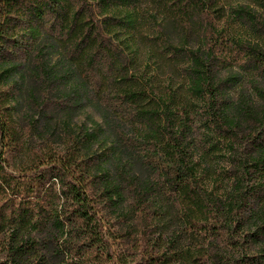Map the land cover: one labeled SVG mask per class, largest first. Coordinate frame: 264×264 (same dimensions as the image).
Segmentation results:
<instances>
[{"label":"trees","instance_id":"trees-1","mask_svg":"<svg viewBox=\"0 0 264 264\" xmlns=\"http://www.w3.org/2000/svg\"><path fill=\"white\" fill-rule=\"evenodd\" d=\"M247 1L0 0V264H95L100 204L130 221V264H264V0ZM141 45L173 70L159 91ZM86 104L103 125L80 137ZM59 129L109 154H42L34 135Z\"/></svg>","mask_w":264,"mask_h":264},{"label":"rangeland","instance_id":"rangeland-1","mask_svg":"<svg viewBox=\"0 0 264 264\" xmlns=\"http://www.w3.org/2000/svg\"><path fill=\"white\" fill-rule=\"evenodd\" d=\"M230 1L233 5H251L252 7H254L253 3L247 0ZM140 48H142V45L140 46ZM138 59L140 69L137 73L148 79V81L151 82L153 86H156L158 88V91L159 89H162L164 85H167L168 82H170V76H174V73L172 72L173 70L160 68V66L158 65L159 63H157L158 60L151 58L150 54H148V51L146 52L145 48L141 49ZM223 76H226V74H223ZM180 82L181 81L176 78L175 83L178 84ZM242 90H244L247 95H252L250 91L251 88L248 84L243 85ZM12 107L16 110L15 112L19 114L22 119L28 117L29 114H27V108L24 104H22V102L19 104L13 103ZM103 114L104 111H102L100 107L96 108L93 104H86V107L79 111L78 114H75L72 121L70 122L71 127L75 129L74 134L82 137L83 133L80 134V130L91 131L93 121L103 125ZM19 119L20 118H18V120ZM27 119L22 120V122L24 121L22 126L27 125V123H25ZM196 129L197 131L195 137L196 140L200 141V139H202L203 127L197 126ZM68 140L69 139L64 136V132L59 129L57 130L56 134H53L48 138H39L37 135H34L33 144L37 146L38 150L42 154H45L46 151L51 148H54L59 154H65L70 149H76L80 157H82V159H85L86 164L90 169L94 168V165H96L100 161L99 159H105V155L109 154L107 148L103 147L100 143L93 144V146H86V143L80 141L82 142V145L73 146V144H71ZM10 160L11 163L14 164L13 159ZM211 163L214 165V168H216L219 175L232 172V154L223 151V153H221L219 157H217L215 160H211ZM9 169L11 171L14 170L12 167ZM102 176L106 177V175ZM217 178L219 180H223V182L225 180V178L218 175ZM54 182L57 183V181ZM222 184L223 186L226 185V181ZM97 209L99 212L98 218H100L102 221V236L104 238L105 246L103 247V251H101L102 255L94 258V260L96 261L95 264H130L134 260H137L140 256V253L138 254V252L135 253L133 251L130 252V250H128V247L120 238L121 232H123V230L129 225L130 221L118 219L115 214L111 215L112 212L110 211L108 205L100 204ZM134 224H136V222H134ZM158 232L163 238H166L171 231L166 232V229H161L158 230ZM160 234L154 233V238H158Z\"/></svg>","mask_w":264,"mask_h":264}]
</instances>
